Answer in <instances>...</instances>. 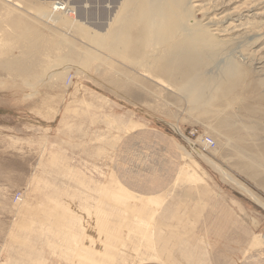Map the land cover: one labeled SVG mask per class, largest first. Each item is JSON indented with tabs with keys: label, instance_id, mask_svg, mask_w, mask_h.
<instances>
[{
	"label": "rangeland",
	"instance_id": "1",
	"mask_svg": "<svg viewBox=\"0 0 264 264\" xmlns=\"http://www.w3.org/2000/svg\"><path fill=\"white\" fill-rule=\"evenodd\" d=\"M142 1L0 0V264H236L264 247V0H180L208 44L176 61L186 31L155 42ZM171 167L164 194L117 177Z\"/></svg>",
	"mask_w": 264,
	"mask_h": 264
},
{
	"label": "bare ground",
	"instance_id": "2",
	"mask_svg": "<svg viewBox=\"0 0 264 264\" xmlns=\"http://www.w3.org/2000/svg\"><path fill=\"white\" fill-rule=\"evenodd\" d=\"M132 1V0H131ZM136 1V0H135ZM137 1H139V0H137ZM188 1V0H187ZM193 1V0H192ZM196 1V0H195ZM198 1V0H197ZM143 2V1H142ZM145 2V1H144ZM143 2V3H144ZM194 2V1H193ZM134 3H136V2H134ZM140 3H141V1H140ZM126 4L127 3H125V5H124V7H126ZM185 4V3H184ZM183 4V6H185ZM52 11H61V10H66V7H64L63 6V4H61V3H52ZM144 5H146L145 7H147V9H146V11H145V13L143 12V16H142V18H141V22L140 23H144V17L146 16V22H148V23H150V28L152 29V30H154L155 29V35H153L152 36V38H153V40L156 42V41H158L159 40V38H162V33L164 32V33H169L171 36H173V37H175V35L177 34V33H179V31H181V30H185L186 31V34L183 36V38H181V39H179V40H173L172 41V43H170L169 44V48H168V53L166 54V57L167 58H170V60H171V58H173L172 60H175L176 58H178L179 60H181V57L182 56H188L189 55V53H185V52H181V49L183 48V46L182 45H180V44H183V42H187V41H190V42H194V43H204L205 45L206 44H208V35H207V31L202 27V29L200 30L199 28V30H197V32L195 31V30H193V29H191V28H186L184 25H182L181 23L182 22H179V14H178V10L180 11V0H146V2L144 3ZM191 5H193V3L191 4ZM144 7V8H145ZM187 7V6H186ZM127 8V7H126ZM128 8H130V7H128ZM131 8H133V7H131ZM196 8H200L201 10L203 9V7L202 6H200V5H196ZM134 9V8H133ZM183 9V8H182ZM192 9V8H191ZM190 9V10H191ZM125 11H128V9L127 10H125ZM69 12V11H68ZM131 11H128L127 13L129 14ZM137 12V11H136ZM183 12V10L182 11H180V14H182V16L184 15L185 16V14L186 13H182ZM252 14V13H251ZM69 15V14H68ZM121 15H123V13L121 14ZM132 15V14H131ZM187 15V14H186ZM128 16V15H127ZM183 16V17H184ZM121 17V16H120ZM124 17V16H123ZM232 17H233V15H232ZM187 18V17H186ZM189 18V17H188ZM125 19V18H124ZM182 19V18H181ZM227 19V18H226ZM235 19V18H234ZM121 20V19H120ZM120 20H119V22H120ZM131 20V19H130ZM133 20V19H132ZM236 20V19H235ZM123 21V20H122ZM121 21V22H122ZM125 21V20H124ZM228 21V20H227ZM226 20H225V22H227ZM237 21V20H236ZM224 22V21H223ZM125 23V22H124ZM123 23V24H124ZM132 23V22H131ZM186 23V22H185ZM213 22H211V24H212ZM187 24V23H186ZM214 24V23H213ZM130 25H132V24H128V26H130ZM204 25V24H203ZM208 25V24H207ZM223 25V24H222ZM205 26V25H204ZM210 26H212V25H210ZM215 26V25H214ZM224 26V25H223ZM222 26V27H223ZM119 27H122V25L121 26H119ZM132 27V26H131ZM142 27V26H141ZM189 27V26H188ZM241 27V26H240ZM262 27V26H261ZM207 28H209V27H207ZM243 28V27H242ZM237 29V28H236ZM121 30V29H120ZM128 30L130 31V29L128 28ZM127 30V31H128ZM144 30V29H143ZM116 31H117V33L115 32V33H113L112 35H111V39L113 38H116L117 36H118V34H119V29H116ZM243 31V30H242ZM123 32V31H122ZM244 32V31H243ZM246 32V31H245ZM129 33V32H128ZM240 33V32H239ZM139 34V36H141L140 35V33H138ZM152 34H154V33H151V35ZM182 34V33H181ZM248 34H249V32H248ZM211 35V34H210ZM108 37H109V35H107ZM122 36V35H121ZM120 36V37H121ZM138 36V37H139ZM170 36V37H171ZM249 36V35H248ZM127 37V36H126ZM147 37V36H146ZM170 37L168 38V39H170ZM245 37V36H244ZM172 38V37H171ZM226 38V37H225ZM246 38V37H245ZM251 38H252V36H251ZM255 38V37H254ZM257 38V37H256ZM111 39H110V41H111ZM127 39H128V37H127ZM167 39V40H168ZM217 39V38H216ZM238 39V38H237ZM101 41H102V39H100ZM115 40V39H114ZM144 40V39H143ZM152 40V41H153ZM166 40V41H167ZM181 40V41H180ZM212 40H214V38L212 39ZM234 40V39H233ZM142 41V40H141ZM145 41V40H144ZM143 41V42H144ZM215 41H217V40H215ZM220 41V40H219ZM226 41V40H225ZM254 41V40H253ZM117 42V41H116ZM122 42V41H121ZM137 42V41H136ZM150 42H151V39H150ZM111 43H112V41H111ZM120 43V42H119ZM138 43V42H137ZM165 43V42H164ZM142 44V43H141ZM146 44H147V42H146ZM219 46H221L220 45V43H217ZM223 44V43H222ZM102 45V48L103 47H106V46H103L104 44H101ZM105 45H106V43H105ZM121 45V44H120ZM124 45V44H123ZM162 45V44H161ZM164 45V44H163ZM228 46V44H225L224 45V47L225 46ZM108 46V45H107ZM116 45H114V47H115ZM160 45L158 44V47H159ZM117 47V46H116ZM121 47V46H120ZM144 47H145V45H144ZM168 47V46H167ZM107 48V47H106ZM150 48H151V46H150ZM115 49V48H114ZM118 49V48H117ZM166 49V48H165ZM147 50V49H146ZM154 50V49H153ZM156 50V49H155ZM164 50V49H163ZM178 50H180V51H178ZM239 50V49H238ZM237 50V51H238ZM114 51V50H113ZM117 51V50H116ZM138 51V50H137ZM119 52V51H118ZM163 52V51H162ZM166 52V51H165ZM164 52V53H165ZM101 53V52H100ZM160 53V52H159ZM232 53H233V51H232ZM118 55H120L119 53H118ZM146 55H147V51H146ZM145 55V56H146ZM156 55V54H155ZM160 56V55H159ZM242 56V55H241ZM148 57V56H147ZM150 58H151V56H149ZM157 57V56H156ZM230 58H232L230 55H229V57L228 58H226L225 60H223V63H227V61H229V59ZM248 58V57H247ZM156 59V58H155ZM159 59V58H158ZM154 61H156V60H154ZM176 61V60H175ZM188 71V70H187ZM228 180H230L231 182H234L236 185H238V183H236L235 181H233L230 177H228L227 175H225V174H223ZM241 189H242V187L240 186V185H238ZM244 190V189H243ZM245 191V190H244ZM246 192V191H245ZM247 194H249L248 192H246ZM250 195V194H249ZM252 196V195H251ZM250 196V197H251ZM252 198H254V200L261 206V207H263L264 208V203H262L260 200H258L256 197H253L252 196Z\"/></svg>",
	"mask_w": 264,
	"mask_h": 264
},
{
	"label": "crops",
	"instance_id": "3",
	"mask_svg": "<svg viewBox=\"0 0 264 264\" xmlns=\"http://www.w3.org/2000/svg\"><path fill=\"white\" fill-rule=\"evenodd\" d=\"M150 165V161H149ZM155 169V167L151 166ZM173 167L171 169H167V171H163V176L161 175V182H158V178L154 177L150 171L146 169V171H140L134 173L137 175V181L132 180L135 177L127 175V173H123V176L120 174L117 176L121 183L125 186V188L138 193L139 195H153V194H164L168 190H170V186L173 185L176 177L175 173H173ZM160 170H155V174L157 175ZM176 172V169H175ZM177 173V172H176ZM131 174V173H129ZM162 174V173H161ZM127 179V180H126ZM129 179V181H128ZM157 179V180H156ZM247 248V251L243 254V257L236 264H264V247L254 248L252 250Z\"/></svg>",
	"mask_w": 264,
	"mask_h": 264
},
{
	"label": "built area",
	"instance_id": "4",
	"mask_svg": "<svg viewBox=\"0 0 264 264\" xmlns=\"http://www.w3.org/2000/svg\"><path fill=\"white\" fill-rule=\"evenodd\" d=\"M205 143H206L207 146H213L214 145V141L212 139H207L205 141Z\"/></svg>",
	"mask_w": 264,
	"mask_h": 264
}]
</instances>
